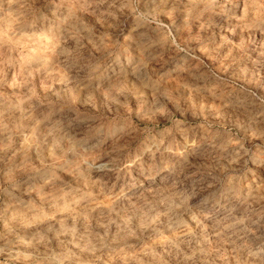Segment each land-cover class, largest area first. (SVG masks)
<instances>
[{
  "label": "rangeland",
  "instance_id": "1",
  "mask_svg": "<svg viewBox=\"0 0 264 264\" xmlns=\"http://www.w3.org/2000/svg\"><path fill=\"white\" fill-rule=\"evenodd\" d=\"M0 264H264V0H0Z\"/></svg>",
  "mask_w": 264,
  "mask_h": 264
}]
</instances>
